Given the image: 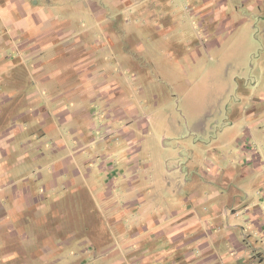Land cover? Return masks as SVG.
<instances>
[{
    "label": "crops",
    "instance_id": "obj_1",
    "mask_svg": "<svg viewBox=\"0 0 264 264\" xmlns=\"http://www.w3.org/2000/svg\"><path fill=\"white\" fill-rule=\"evenodd\" d=\"M149 3L165 26H213L205 30L214 47L228 30L264 47V0H0V264L25 263L24 244L44 220L27 211L40 213L49 200L62 206L68 191L89 195L78 200L84 214L61 227L66 215L53 213L49 235L64 239L70 228L65 238H89L67 253L73 264H264L261 74L236 86L231 121L217 123L215 135L165 154L157 180L141 158L150 126L140 117L138 76L127 77L147 71L117 45L120 30L104 26L123 8L143 15ZM78 13L103 31L92 50L91 26L76 34L73 25L85 24ZM37 172L46 195L29 190ZM53 243L44 261L66 264Z\"/></svg>",
    "mask_w": 264,
    "mask_h": 264
},
{
    "label": "rangeland",
    "instance_id": "obj_2",
    "mask_svg": "<svg viewBox=\"0 0 264 264\" xmlns=\"http://www.w3.org/2000/svg\"><path fill=\"white\" fill-rule=\"evenodd\" d=\"M151 4L141 6V11L144 12L141 16L132 14V11H129L130 8H123L120 18L116 17V21L112 19L104 26L115 31L120 30L118 38L115 39L121 44L117 43V45L124 51L134 53L138 64L147 71L148 76L138 71V74L131 72L127 77L131 82L132 78L130 77L137 75L138 77L135 79L138 82L135 87L136 92L140 91L141 94H144L137 93L140 117L146 120L150 127L147 133L146 130L143 133H146L147 136L141 158L148 159L153 163L150 170L154 171L153 174L159 180L162 178L160 176L162 173L166 174L163 163L167 152H177L178 155L179 149L194 143V140L215 135L217 123H220L221 126L231 121L230 111L235 106L239 94L236 91V86H242L244 81L250 77V72H253V75L261 74L264 85V47L256 50V36H253L252 39L248 32L231 34L229 30L228 33L220 37L219 47L216 45L214 47L208 43L207 33L209 31L205 30L206 28L214 30L213 26H204V29L200 26H165L157 16L159 14L156 13L155 8L147 10ZM152 5L154 6V4ZM73 17L75 22L81 20V22H85L83 25L78 23L73 25L77 27L76 34L79 37L82 36L81 33L88 32L92 28L89 36H84L87 38V43L92 45L91 50L94 46H98L101 40H104L101 26L94 22L96 20L89 21L88 16L81 13L74 14ZM133 19H139L138 28L137 26L133 28L131 24ZM225 31L224 28L218 29L219 33ZM112 32V30L109 31V34L112 35ZM137 44H143L145 51L141 50L142 47L138 48ZM173 45L176 47L174 48ZM119 50L116 51V56ZM175 50H179L181 54L175 55L173 53ZM148 51H150L148 56L153 57L154 61H152V69L147 65L146 53ZM158 70L159 73H156ZM181 137L182 139H180ZM160 154L162 160L158 159ZM172 163L174 164L173 160ZM31 170L33 169H27V174ZM30 182L29 190L33 195L34 193L38 195L39 192L42 195L48 194V192L44 193V186L47 184L38 180V172L30 175ZM21 184L23 183L21 182ZM46 191L48 190L46 189ZM59 192L64 191L59 189ZM66 195L62 198L65 206H58V204L51 206L49 200L47 206L40 213L36 209L31 212L27 211V213H33L36 218L44 217V220L42 222L39 219L35 223V227L32 226L35 230L34 238L26 242L21 251L23 252V261H25L23 264H47L44 261L45 254L48 255L46 244H51L53 241L54 246L56 245L58 249H54L55 252L61 251L60 253L64 255H67L69 251L74 253V248L78 244L89 241L88 237L85 239L81 236V232L76 238L70 237L71 239H69L67 236L65 238L66 232L68 233L70 228L63 232L64 239H56L49 235L55 228L52 221L53 213L59 211L63 216L66 215V218L60 219L61 227L73 226L74 224L68 222L84 214V206L78 204V200L81 197L89 200V195L84 192L75 194L71 192L70 194V191L66 192ZM65 201L72 203L65 204ZM90 209L94 210L92 207ZM83 219L80 217L75 222V226L83 224ZM75 258L76 256L71 259ZM87 258L88 256L85 255L84 260ZM65 259L68 260L66 264L76 262V260H73V263L69 261L71 260L69 256ZM77 264H82V262Z\"/></svg>",
    "mask_w": 264,
    "mask_h": 264
}]
</instances>
